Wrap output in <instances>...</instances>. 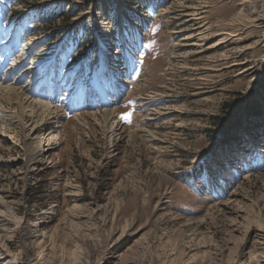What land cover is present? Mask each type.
Segmentation results:
<instances>
[{
    "label": "rangeland",
    "instance_id": "obj_1",
    "mask_svg": "<svg viewBox=\"0 0 264 264\" xmlns=\"http://www.w3.org/2000/svg\"><path fill=\"white\" fill-rule=\"evenodd\" d=\"M0 47L70 100L48 158L0 124V264H264V0H0Z\"/></svg>",
    "mask_w": 264,
    "mask_h": 264
},
{
    "label": "bare ground",
    "instance_id": "obj_2",
    "mask_svg": "<svg viewBox=\"0 0 264 264\" xmlns=\"http://www.w3.org/2000/svg\"><path fill=\"white\" fill-rule=\"evenodd\" d=\"M10 41L11 40L9 39V42ZM9 49H11V48H9ZM9 49L4 48L2 50V48L0 47V124L12 123L14 121V119H18V122L21 125H24L26 123L25 120L27 118H29V120L33 124L35 123V125L29 131V134L27 135V137L30 139L31 136L36 135V137H34V139H37V143L39 145V147H38V151L40 152L39 156L43 159L46 157L48 158L51 155V152L56 149L57 144H58L57 143L58 142L57 141L58 140L57 134H54L53 131H51L48 128V126L51 123V121H55L54 123L61 122L62 117L64 118V114H62L61 112L66 110L68 108V106H70V104H69L70 100L68 98H65V99H63V101L62 100L56 101V100H54L53 96H51L53 94L48 93V95H50L51 97L48 101H46L47 97H45V96L47 94L44 96L39 95L37 92L34 91L35 87L33 85L31 86V84H25L24 86L17 87V82L16 83L12 82L14 79L11 80L10 78H8V75L9 74H10V76L16 75L17 74L16 70L20 69L19 68L20 64L16 62L15 65H12V63H11V66H9V68L7 69L6 74H2L3 70L1 71V69H3L5 67L4 66L5 64H7L12 59H14L13 58L14 57V55H13L14 51L11 52ZM17 53L18 52H16V54ZM16 61H18V60H16ZM30 65L31 66L28 65L29 67L27 68V70H29L31 72L30 78H33V77L35 78V76L39 73L40 65H36V63H31ZM18 72H19V70H18ZM115 74L116 73H114V75ZM19 77L20 76H18L16 78V80H18ZM45 77H49V76L45 74V76H44V78H42V80L45 79ZM119 78L120 77L116 78V82H117V84L121 85ZM16 80H14V81H16ZM33 80H35V79H33ZM122 83H124V81ZM44 86H47V85H44ZM47 89H49V88H47ZM101 89H103V88L101 87ZM40 90H42V89L40 88ZM50 90H51V88H50ZM53 91H55V90H53ZM40 92H42V91H40ZM45 93H47V91ZM50 93H52V92H50ZM102 95H103V101H104L103 104H104V106H106V108L104 110L103 117L106 120V122L108 123L107 129L110 132L116 133V131L121 130L120 128H122V125H121L122 123L119 122L116 118V117H118L117 108L116 107L109 108V107L111 105V101L114 102V101L118 100V97L120 96L119 91H117V88H112L109 92H107L104 89ZM111 97H112V99H111ZM48 102L53 103L54 106ZM4 103L7 104L5 107H3ZM71 103H73V101H71ZM62 104H64V105H62ZM13 105H17V108H18L17 112L15 111L16 108L13 107ZM137 106L139 107V106H143V105L139 104ZM80 113L78 114V119L80 118V116H82V114H80ZM15 122H16V120H15ZM37 122H40V125H38V124L36 125ZM24 127H25V125H24ZM8 131L9 130L7 129L6 132H8ZM3 136H6V135H3ZM2 141H5V139H2ZM8 264H10V263H8ZM14 264H15V262H14Z\"/></svg>",
    "mask_w": 264,
    "mask_h": 264
},
{
    "label": "trees",
    "instance_id": "obj_3",
    "mask_svg": "<svg viewBox=\"0 0 264 264\" xmlns=\"http://www.w3.org/2000/svg\"><path fill=\"white\" fill-rule=\"evenodd\" d=\"M244 101L241 98L236 99L234 102H232L230 105L226 104V109L228 112L229 109V116H233L234 118H236V122L234 123L235 128H233V133H224L225 136V141L226 143H233L235 142H239L241 141V137L242 135L238 132V128L241 126V122H240V117H239V111L243 105ZM249 105L244 111L246 113V116L248 118V120H250V124L251 122L255 123L254 129H251L249 134H251L253 137H258L260 135L259 132L256 131V127H258L260 125L261 121V117L264 115V110L263 108H261V104L257 103L256 101H251V102H246L245 105ZM225 107V106H224ZM242 117V115H241ZM231 127V126H230ZM256 128V129H255ZM246 129V128H245ZM264 131V130H263ZM220 139V138H219Z\"/></svg>",
    "mask_w": 264,
    "mask_h": 264
}]
</instances>
